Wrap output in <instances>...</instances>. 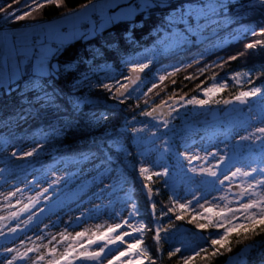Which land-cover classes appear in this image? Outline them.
<instances>
[{"label":"rangeland","instance_id":"obj_1","mask_svg":"<svg viewBox=\"0 0 264 264\" xmlns=\"http://www.w3.org/2000/svg\"><path fill=\"white\" fill-rule=\"evenodd\" d=\"M37 2L42 3L43 0H37ZM115 2L117 3L112 0L104 1L101 8L104 12L108 11L110 5ZM201 2L194 4L185 13L175 11L169 18L174 30L164 35L156 45L129 57L125 67L130 69L136 65L147 64L148 67L144 69L151 70L165 56L179 53L194 43L210 40L207 47L214 49L237 40L245 29L244 24L237 22L238 16L232 14L215 17L220 10H224L225 3L210 0ZM254 2L264 6V0H254ZM146 3L148 1L144 5ZM16 4H22L21 8L19 7L20 10L29 8L25 0H0V8L5 9L6 12H11L9 8ZM122 6L124 8L113 15V22L132 19L139 12V9L131 3L125 2ZM89 10L83 7L79 15L87 17ZM5 14L0 12V88L15 83L27 72L36 75L54 72L58 68V63L52 60L56 52V49L51 47L53 42L61 46L75 40L68 32L62 36L58 35L59 30L64 26L59 29L57 27L63 23L55 22L46 25L45 22L50 21L47 20L14 27L9 22L11 16L4 18ZM105 21L103 20L98 28L93 25L87 36L104 30L109 25L105 24ZM92 22L95 23L94 20ZM64 23H68V20ZM41 25L43 27L41 31H38ZM181 26L185 29H181ZM169 69V67H162L152 75L145 76L141 85L134 89L131 97H140L145 93L146 86L154 83ZM110 72L112 76L108 81L109 84L116 86L125 84V74L117 73L113 68H110ZM239 73H248L240 77V83L232 78L233 73L223 78H216L211 84L221 85L226 82L241 88L249 80L251 71L242 70ZM89 84H91L90 81L81 80L77 88L80 89ZM222 88L217 87L209 95H205L202 91L199 95L187 99L182 105L183 111L170 120L156 118L148 122H137L132 133V143L138 157L137 165L128 161L126 166H109L102 161L100 155L92 154L81 159H65L51 166L34 169L22 181H0V217L4 218L0 219V264H8V261L16 264L14 263L16 259L20 260L18 264H48L51 259L48 255L50 248H56V258L59 259L68 247V244L58 243L62 240V233L71 242L72 238L76 237V233L86 232L84 237L79 238L78 243L73 244L75 252L68 248V261L81 264L77 261L82 251L81 246L87 247L89 239L95 240L96 235L107 232L109 226L122 224L125 219H128L129 224L138 227L142 220L129 215L132 213L133 202L129 201L128 197L133 184L127 173L132 169L146 179L154 176L162 177L181 203L192 201L190 209L198 216H201L200 213L209 207L213 208L214 212H219L224 203L221 197H227L233 201L231 206L237 207L236 193L232 191L231 185L241 184L247 187L253 179L264 178L259 171L253 173L252 177L243 175L251 168L264 169V136L257 131L264 128V83L241 91L261 89L256 96L247 98L248 105L238 114L211 125H194V117L205 113L222 101ZM193 98L207 100L208 103L202 105L188 103ZM91 101L84 97L79 101V106ZM35 106L41 107L43 111L50 110L45 100L36 101ZM101 115L102 112L98 110L89 118L95 119ZM33 122L34 119L28 117L12 132H22ZM165 122H167L166 125ZM177 123L184 126V129H177ZM257 137L261 138L257 139ZM30 144L27 142L20 146L6 147L5 153L11 156L16 152L25 151ZM122 144L118 141L110 145L121 149ZM208 153H217V155L208 156ZM191 156H198L199 159L189 162ZM221 156L225 157L223 161L220 160ZM19 166L23 168L22 170L28 168L27 163ZM141 168H147L148 171L141 174ZM193 168L196 169L195 172L192 171ZM209 168H214L218 177H212L208 172L200 171V169ZM236 169H240L241 173L231 177V173ZM225 175H228L230 179L221 184L219 181L223 180ZM17 189L21 191L17 192ZM9 193L16 194L9 196ZM194 196L199 199V204L204 205V209H197V203L193 200ZM244 202H247V198ZM13 213L16 215L13 216ZM131 231L132 229L125 225L111 235ZM134 235L137 238L138 234ZM165 237L170 241L185 242L180 248L183 249L184 256H190V248L200 241L205 242V238L209 235L203 232L193 234L187 228H182L167 233ZM214 238L217 237L211 236L208 242ZM135 242L136 240L125 237L123 246L109 245V249L105 251L101 260L92 264H108L109 260L119 256V253L125 251L129 244ZM28 249H34V251L23 256L22 254ZM252 249V246L246 247L231 257L226 264H244ZM88 250L98 251V244L91 245ZM40 255L45 257L44 260L37 261L36 258ZM129 259L130 257L127 256L121 258L125 264ZM61 264H67V262L61 261ZM113 264H120V262L113 261ZM132 264H136L135 259H132Z\"/></svg>","mask_w":264,"mask_h":264},{"label":"trees","instance_id":"obj_2","mask_svg":"<svg viewBox=\"0 0 264 264\" xmlns=\"http://www.w3.org/2000/svg\"><path fill=\"white\" fill-rule=\"evenodd\" d=\"M94 1L98 0H59L57 6V0H52L44 7L31 11V15L24 19L17 20L11 16L9 22L14 27L36 24L62 17ZM145 1L148 3L144 6L140 4L134 18L109 23L94 35L84 34L68 44L55 47L52 60L58 63V68L54 72L47 75L27 72L15 83L0 88V181H22L34 169L92 154L100 155L109 166H126L128 161L137 165L138 157L132 143L133 129L155 105L171 97H195L214 79L242 70L251 71L249 80L241 88L232 83L223 87L222 101L264 83V44L246 47L249 43L264 41V33L260 31L264 29V6L255 4L254 0H210L225 3L224 10H220L215 17L233 14L238 16L237 22L244 24L245 29L238 39L214 49L207 47L210 40L194 43L179 53L165 56L151 70L148 69L146 75L169 67L162 75L166 77L164 81L158 78L146 86L145 93L138 98L130 95L118 99L119 86L108 83L112 76L110 68L125 74L129 57L156 45L164 35L174 30L169 18L175 11L185 13L203 0H179L174 3ZM21 6L16 4L9 10L18 9L16 15L30 10H20ZM180 28L185 29L184 26ZM81 80L90 81L91 84L78 89ZM104 85L109 87L105 88ZM84 97L92 101L79 106V101ZM38 100H45L50 110L43 111L41 107H36ZM98 110L102 115L90 119V115ZM28 117L33 118L34 122L26 130L12 132ZM118 141L123 143L121 149L110 145ZM27 142L31 143L27 150L6 155V147ZM26 152H32V155L25 156ZM19 160L23 162L14 165ZM23 163H27L28 168L22 170L19 165ZM136 173L135 169L127 173L133 184L128 199L136 206L139 213L136 217L146 225L141 246L148 249L151 260L144 259V264H183L182 248V253L174 256H169V252L180 248L185 242L170 241L165 235L182 228H187L193 234L203 232L207 235L216 230L211 227L198 228V223L206 221L192 209L180 210L178 204L181 202L162 177H141L155 193L152 201L147 199ZM177 216H183V219H177ZM156 229H160L159 241L154 239ZM257 232L259 234L248 233L246 236L233 234L229 244L231 251L221 249L222 254L216 256L212 255L213 248L208 247L210 242L200 241L190 248V256L193 250L200 248H207V252H202L190 264H226L231 257L249 246L253 249L244 264H263L264 232H259V229ZM139 235L136 239H139Z\"/></svg>","mask_w":264,"mask_h":264},{"label":"snow or ice","instance_id":"obj_3","mask_svg":"<svg viewBox=\"0 0 264 264\" xmlns=\"http://www.w3.org/2000/svg\"><path fill=\"white\" fill-rule=\"evenodd\" d=\"M52 0H43L42 3H38L37 0H25V3L29 6V11L25 12L23 15H16L15 13L18 11V9H14L12 12H6L5 9L0 8V12H5V17L7 18L9 16H14L15 19L20 20L24 19L27 16L31 15V11H35L36 9L42 8L47 3H51ZM57 6H59V0H57ZM84 7V6H81ZM261 33H264V29L260 30ZM256 33L254 32L253 35ZM258 44H264V41H256L255 43H249L246 45L247 48H254ZM234 59V57H233ZM148 67L147 64H140L136 65L133 68V72L137 71H143L144 68ZM178 70V69H177ZM203 71V70H201ZM243 75H248V73H234L233 79L236 80L237 83H240V77ZM129 80V83L126 84H120L117 88V93L119 95H124V92H127L128 89L136 83V79H133L132 77L126 78ZM166 79L165 76H160L159 80L164 81ZM157 85H153V87H156ZM227 83H223L221 85H217L216 83L211 84L210 87H207L203 89L205 95H209L214 90L217 89V87H226ZM105 88H108L109 85H104ZM121 89L123 91H121ZM151 91V89H150ZM261 92V89L254 88L251 91H245L241 92L239 95L235 96L234 99L237 101H240L241 103H246L248 97L256 96L258 93ZM182 99V98H181ZM188 103H197V104H206L208 103L207 100H197L196 98H193L192 100H189ZM224 103H230V101H224ZM148 115H151V113H148ZM167 122H165V125ZM258 132L264 136V128L257 129ZM261 137H257V139H260ZM242 139H247V137H242ZM35 149H33V152ZM15 155V153H14ZM25 156L32 155V152H26L24 153ZM217 153H208V156H215ZM199 159L198 156H191L189 159V162L191 160ZM207 159V157H205ZM225 157L221 156L220 160L223 161ZM148 171L147 168H141L140 172L141 174H144ZM192 171H196L195 168L192 169ZM201 172H208L212 177H218V173L214 168L209 169H200ZM260 172L262 176H264V169H257V168H251L249 172H244L243 175L246 177H252L253 173ZM241 173L240 169H236L235 172L231 173V177H235L238 174ZM150 179V177H149ZM230 177L228 175L224 176L223 180H220L219 182L221 184L224 183V181L229 180ZM51 187V185H49ZM21 191L20 189H17V192ZM47 191V189L45 190ZM16 193H9V196H14ZM7 199V197H5ZM245 198H247V202L245 201ZM223 203V208L219 212H214L213 208L209 207L204 210V212L200 213L201 217L206 221V223H198L197 227L200 229H205L208 227H211L215 229V232H210L209 237L205 238V242L208 243L209 238L211 236H216L217 238L210 239V243H208V247H212V255H221V249H226L227 251H231V248L229 247L230 244V237L235 234L237 236L244 234L245 236L248 233H254L259 234L257 232V229H259V232H264V178L261 179H253L251 182L247 184V187H241V190L236 193V202L238 204L237 207H232L231 204L233 201H230L227 197H221L220 198ZM193 200L197 203V209H204L203 204H199V199L197 197H193ZM173 203H177L176 201H173ZM206 203H208L206 201ZM192 201H187L186 203H179L178 207L180 210H189L191 208ZM219 207V205H217ZM27 208V205L25 206V209ZM153 208H155V205H153ZM24 209H22L23 211ZM13 216L16 214L13 213ZM130 217L138 216L139 213L136 211V206H132V213L129 214ZM0 219H4L0 217ZM177 219H183V216H177ZM195 219V217H194ZM29 220H31V217H29ZM127 226L128 228L132 229L131 232H121L120 234H117L115 236L111 235L112 233H115L117 229H122L124 226ZM47 227V226H46ZM146 228V225H144L142 222L139 224L138 227H133L131 224H129L128 219H125L122 224H116L115 226H109L107 229V232L101 233L99 235H96V239L92 240L89 239L88 246L82 247V251L79 253V256L77 258L83 259V260H92V261H99L101 260L103 254L106 250L109 249V245H118L123 246L125 242V237H130L134 240H136L135 243L129 244L125 251H122L119 253V256L113 257V260H109L108 264H113V261H119L120 264H125L123 260H121L122 257H130V259L127 261V264H132V259H135L136 264H144V259L151 260V256L148 253V249L146 247H142L143 242V231ZM222 230V231H221ZM10 231H15V229H10ZM156 235L154 239L156 241L160 240V229H156ZM134 234H140L139 239H136V236ZM86 235V232H78L76 233V237L72 238V241L69 242V238L65 236L63 233L61 234L62 240L58 243L64 244L67 243L68 247L65 249V251L60 255V258H56L57 250L55 247H52L48 251V255L51 256V259L48 261V264H61V261H66L67 264H71L70 261H68L69 251L68 248H71L73 252L76 251V249L73 247L74 243L79 242V238L84 237ZM55 239V237H53ZM103 242L102 244H99L98 242ZM93 244H98L99 250L98 251H89L88 248L91 247ZM8 251H12V249H8ZM34 251V249H28L25 253H23V256H27L28 252ZM202 252H207V248H200L198 251L193 250L192 256H181V259L183 261V264H190L191 261H193L197 256H200ZM177 253H182L181 248H176L174 251L169 252V256H174ZM44 256L40 255L36 258L37 261L44 260ZM8 264H12V261H8Z\"/></svg>","mask_w":264,"mask_h":264},{"label":"water","instance_id":"obj_4","mask_svg":"<svg viewBox=\"0 0 264 264\" xmlns=\"http://www.w3.org/2000/svg\"><path fill=\"white\" fill-rule=\"evenodd\" d=\"M148 69H143V71H137L133 72V68L128 69L125 72L126 78L132 77L133 79H136V83L133 84L127 92H124V95H119L117 93V98L122 100L127 98L131 95V93L136 89L138 86L141 85L143 82L144 77L147 75ZM129 83V80L126 79L125 84ZM121 91H123L121 89ZM182 98V99H181ZM186 97H171L166 99L165 101L155 105L148 113H151V115H148V113L143 118V121H152L156 118H163L165 120L172 119L175 115L178 113H181L183 111V104L186 102ZM224 101H230V103H224ZM248 100L246 103H241L240 101L235 100L234 98H229L221 101L220 103L212 106L208 111H206L203 114H200L199 116H196L193 118V124L194 125H202L207 126L211 125L213 123H217L219 121L228 119L239 112H241L247 105ZM177 129H184V126H182L180 123L176 124ZM23 160H19L14 163V165H18L22 163ZM136 179L140 183L141 190L143 194L146 196L147 199L152 201L154 199L155 193L154 190L151 188L150 185L145 183L140 176L136 173ZM241 187H243L241 184H233L231 185L232 191L235 193H238L241 190ZM65 245L67 243H64ZM78 263H87L92 264L95 261L92 260H83L77 258ZM20 262L19 259H16L14 263L18 264ZM72 264V262H71Z\"/></svg>","mask_w":264,"mask_h":264},{"label":"crops","instance_id":"obj_5","mask_svg":"<svg viewBox=\"0 0 264 264\" xmlns=\"http://www.w3.org/2000/svg\"><path fill=\"white\" fill-rule=\"evenodd\" d=\"M104 1H111V0H98V1H94L86 6H84L85 8L87 9H90L89 11V15L86 17V16H82V15H79L83 9V7L81 9H78V10H75V11H72L62 17H59V18H55L53 20H50V21H47L45 22V24H51V23H55V22H62L63 25H59L57 27V29L61 28V26H64L62 27L60 30H59V36H62L64 35L66 32L70 33L72 35L73 38H78V37H81L83 36L84 34H87L91 31L93 25L94 27L98 28V26L103 22V20H106L105 21V24H109L111 22H113L114 18H113V15H115L116 13H119V11H121L124 6V3H131L133 4L135 7H137L139 9V6H137L135 4V2H133L132 0H112V1H117V3H113L110 5V8L108 11H103V9L101 8L102 6V3ZM146 1H143L142 4L144 5ZM93 12H97L99 17L98 19H93L92 18V13ZM68 20V23H64V21ZM95 21L92 22V21ZM64 24H68L70 26L66 27ZM42 25L38 27V31H41L42 29ZM27 28V27H26ZM63 29H66L65 32H61ZM55 44H57V46H59V44L57 42H53ZM52 47V46H51ZM52 49H54L52 47Z\"/></svg>","mask_w":264,"mask_h":264},{"label":"built area","instance_id":"obj_6","mask_svg":"<svg viewBox=\"0 0 264 264\" xmlns=\"http://www.w3.org/2000/svg\"><path fill=\"white\" fill-rule=\"evenodd\" d=\"M133 1L135 2V4H136L137 6H140V4H141L143 1H145V0H133ZM150 1H153V2H160V3H174V2H178L179 0H150ZM92 17H93L94 19H98L99 15H98L97 12H93ZM65 31H66V29H63V30H62V32H65ZM52 47H53V48L57 47V44L54 43Z\"/></svg>","mask_w":264,"mask_h":264},{"label":"flooded vegetation","instance_id":"obj_7","mask_svg":"<svg viewBox=\"0 0 264 264\" xmlns=\"http://www.w3.org/2000/svg\"><path fill=\"white\" fill-rule=\"evenodd\" d=\"M70 262H72V261H70ZM72 264H74V262H72ZM83 264H85V263H83Z\"/></svg>","mask_w":264,"mask_h":264}]
</instances>
